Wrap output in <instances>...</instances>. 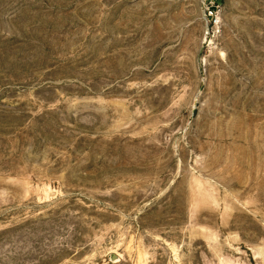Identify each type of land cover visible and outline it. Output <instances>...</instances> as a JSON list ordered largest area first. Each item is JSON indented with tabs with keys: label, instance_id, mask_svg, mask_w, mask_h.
<instances>
[{
	"label": "rangeland",
	"instance_id": "1",
	"mask_svg": "<svg viewBox=\"0 0 264 264\" xmlns=\"http://www.w3.org/2000/svg\"><path fill=\"white\" fill-rule=\"evenodd\" d=\"M0 264H264V0H0Z\"/></svg>",
	"mask_w": 264,
	"mask_h": 264
},
{
	"label": "water",
	"instance_id": "2",
	"mask_svg": "<svg viewBox=\"0 0 264 264\" xmlns=\"http://www.w3.org/2000/svg\"><path fill=\"white\" fill-rule=\"evenodd\" d=\"M116 259V257L113 258V261Z\"/></svg>",
	"mask_w": 264,
	"mask_h": 264
}]
</instances>
